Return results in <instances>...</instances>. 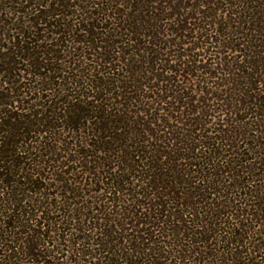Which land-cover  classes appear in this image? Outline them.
<instances>
[{"label": "trees", "instance_id": "obj_1", "mask_svg": "<svg viewBox=\"0 0 264 264\" xmlns=\"http://www.w3.org/2000/svg\"><path fill=\"white\" fill-rule=\"evenodd\" d=\"M0 264H264V0H0Z\"/></svg>", "mask_w": 264, "mask_h": 264}, {"label": "rangeland", "instance_id": "obj_2", "mask_svg": "<svg viewBox=\"0 0 264 264\" xmlns=\"http://www.w3.org/2000/svg\"><path fill=\"white\" fill-rule=\"evenodd\" d=\"M203 10V9H202ZM169 27V26H168ZM208 60V59H207ZM209 63L208 64H211V63H215L216 62V58L215 57H211L210 60L208 61ZM80 64V63H79ZM203 66H205V63L203 64ZM176 116V115H175ZM215 123H219V121L216 119L214 120ZM221 123V122H220ZM211 128V127H210Z\"/></svg>", "mask_w": 264, "mask_h": 264}]
</instances>
